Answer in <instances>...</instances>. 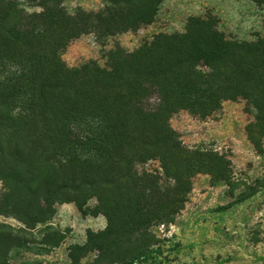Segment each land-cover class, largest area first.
I'll list each match as a JSON object with an SVG mask.
<instances>
[{"label": "trees", "instance_id": "1", "mask_svg": "<svg viewBox=\"0 0 264 264\" xmlns=\"http://www.w3.org/2000/svg\"><path fill=\"white\" fill-rule=\"evenodd\" d=\"M63 1L0 0V216L34 230L56 205L73 203L82 215H102L106 227L73 247L72 264L94 252L87 264L147 260L156 245L151 230L174 223L193 178L231 176L225 156L183 145L170 125L174 114L204 119L242 100L253 117L247 140L262 151L264 33L232 39L215 16L190 17L182 33L157 34L132 51L116 45L104 67L71 68L62 60L71 42L149 26L164 0H100L97 12H69ZM152 161L158 169L138 170ZM23 246L0 225V264Z\"/></svg>", "mask_w": 264, "mask_h": 264}, {"label": "rangeland", "instance_id": "2", "mask_svg": "<svg viewBox=\"0 0 264 264\" xmlns=\"http://www.w3.org/2000/svg\"><path fill=\"white\" fill-rule=\"evenodd\" d=\"M63 6L69 12L76 8L97 12L102 2L64 0ZM208 14L217 18L219 30L228 38L253 41L264 33V5L256 6L252 0H164L151 25L102 42L93 34L82 36L67 46L62 60L71 68L88 61L104 67L106 54L116 45L132 51L157 34L182 33L188 18ZM252 120L242 100L226 101L204 119L186 111L171 117L170 125L185 147L225 156L231 163V176L224 183L196 175L174 223L151 230L156 241L152 257L130 264H264V140L257 153L245 132ZM142 169L156 170L158 163L138 167ZM94 205V200L88 202L89 208ZM2 224L25 241V246L10 251L9 264H72L73 247L87 242L88 231H103L106 220L102 215H82L68 203L56 205L50 222L34 230H26L12 217L0 216ZM51 239L59 243L54 247L43 244ZM96 255L87 254L77 264L90 263Z\"/></svg>", "mask_w": 264, "mask_h": 264}]
</instances>
